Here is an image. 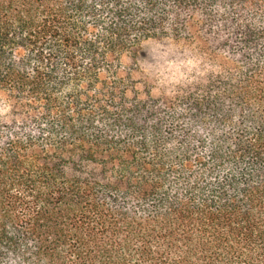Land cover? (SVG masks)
<instances>
[{
  "label": "trees",
  "instance_id": "1",
  "mask_svg": "<svg viewBox=\"0 0 264 264\" xmlns=\"http://www.w3.org/2000/svg\"><path fill=\"white\" fill-rule=\"evenodd\" d=\"M0 264H264V0H0Z\"/></svg>",
  "mask_w": 264,
  "mask_h": 264
},
{
  "label": "rangeland",
  "instance_id": "2",
  "mask_svg": "<svg viewBox=\"0 0 264 264\" xmlns=\"http://www.w3.org/2000/svg\"><path fill=\"white\" fill-rule=\"evenodd\" d=\"M146 49L153 55H160L168 51L167 45L163 44L162 42H149L146 45Z\"/></svg>",
  "mask_w": 264,
  "mask_h": 264
}]
</instances>
